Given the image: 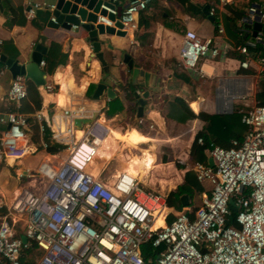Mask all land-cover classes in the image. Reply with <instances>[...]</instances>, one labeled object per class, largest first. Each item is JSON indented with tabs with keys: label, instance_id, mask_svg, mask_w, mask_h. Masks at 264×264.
Listing matches in <instances>:
<instances>
[{
	"label": "built area",
	"instance_id": "2783aa9c",
	"mask_svg": "<svg viewBox=\"0 0 264 264\" xmlns=\"http://www.w3.org/2000/svg\"><path fill=\"white\" fill-rule=\"evenodd\" d=\"M151 1L126 0L118 17L116 0L104 1L108 4H101L99 9L105 14L96 15L95 23L112 27L117 21L125 33L134 31L138 14ZM208 1L207 15L215 19L216 33L222 35L216 9L227 0ZM31 7L54 9V5L44 3ZM108 15L114 20L110 21ZM257 18L264 22V14L252 5L239 21L252 26ZM50 20L54 22L52 17ZM262 41L256 33L251 43L232 48L241 55L238 67L246 70L254 63L260 79H264V54L248 48ZM224 53L217 48L214 37L199 38L187 30L177 51L178 66L195 71L200 58H222ZM38 66L44 68V62ZM6 70L0 66V77ZM233 86L232 99L243 98L252 90L247 79L235 81ZM41 89L48 94L55 91L46 78ZM6 97L13 103L26 97L22 75L11 79ZM239 112L246 126L240 141L230 140L228 148L209 143L205 152L212 166L183 163L184 170L193 172L198 183L210 185V192L197 208L175 212L170 223H165L168 208L163 194L146 189L125 172L110 182L108 177H100L103 169L97 175L89 170L96 147L107 134L103 121L82 109L62 108L59 115L49 119L34 112L39 135L47 129L50 143L66 146L67 150L56 164L41 161L34 171H19L17 178H32L35 174L47 181L34 192L18 189L9 203L0 192V264H21L22 258L32 264H264V105L255 104ZM85 118L91 121L74 127L75 119ZM135 120L142 122L140 118ZM0 123L7 127L0 135L1 170L2 166L15 167L24 155L35 154L37 147L26 133V116L7 112L0 115ZM196 142L203 144L199 138ZM39 145L42 151L47 148L42 140ZM229 199L236 209L235 227L226 225L231 212ZM158 217L162 225L154 227ZM145 244L157 251L153 259L146 261L140 251Z\"/></svg>",
	"mask_w": 264,
	"mask_h": 264
},
{
	"label": "crops",
	"instance_id": "0c3cea01",
	"mask_svg": "<svg viewBox=\"0 0 264 264\" xmlns=\"http://www.w3.org/2000/svg\"><path fill=\"white\" fill-rule=\"evenodd\" d=\"M55 1L0 0V54L6 59L23 62L26 61L33 46L39 42L40 37L44 38L45 47L49 42L60 45L61 52L66 54V62L64 66L55 67L51 75H46V80L55 87L53 93L48 94L43 92L42 89L36 88L41 99V107L38 111L46 119L53 115H59L62 108L69 111L78 109L87 111L90 116L92 115L103 121L104 126L111 131L114 143L107 151L110 153H116L117 139H123L129 145L126 139L129 133V140L132 142L131 147L137 146L138 148V145L142 144L145 146L138 149L143 157L150 156L149 172L152 168L155 169L156 166H167L171 161L170 159L173 161L182 153H185L187 162L191 163L188 157L190 146L195 134L202 131L204 127V123L198 119L179 123L166 118L164 115L165 107L174 98L182 100L195 115L198 112H204L219 116L229 114L232 109V105L228 110L225 109L227 100L230 99L231 101L235 95V87L230 82H240L247 79L250 80L252 86L255 85L258 88L260 78L257 75L256 65L250 63L246 70L238 67L241 55L232 49L236 45H234L233 37L229 36L224 30L222 18L223 15L228 16L229 14L226 7L245 12L248 7L253 5L264 14V0H227L224 5H218L216 14L223 26L222 35H217L213 21L210 20L207 13L203 12L205 6H210L208 0H152L146 9L138 14L136 30L127 32L124 37H116L115 35L98 37L99 40L106 43V45L101 46V51L107 71H103L102 67L92 58L86 33L82 29L79 27L75 30H65L60 27L56 29L48 28L47 23L52 17L51 11L45 9L32 10L31 7L33 4L42 3L54 5ZM125 2L126 0H116L118 7H123ZM29 10H32L31 15ZM11 19L13 24L9 23ZM233 24L235 27L241 25L239 20H235ZM261 24L264 25V22ZM187 30L194 32L199 38L214 37L217 48L225 52L224 57L212 59L206 56L199 59L195 71L181 69L178 66L177 51L182 36ZM257 34L264 38L263 31H259ZM252 41L253 37L250 35L246 43ZM108 45L110 46L109 49L107 48ZM123 55H127L134 64L138 65L140 70L149 74L147 88L143 86L142 78H136L134 88L137 96L129 90L131 86L130 73L127 71L126 66L122 64ZM85 60L86 62H84ZM198 69H200L201 74H199ZM107 77L110 82L106 81ZM11 79L7 70L0 77V115L18 109L19 106V102H9L6 97ZM98 79L107 83V87L115 94L114 99L121 101L123 106L122 112L114 114L108 119L103 116L102 111L107 103L112 100H108L104 94L98 99L92 97ZM224 79H229V82L227 81L224 90H220L219 85ZM26 84L34 87L28 81H26ZM144 91H147L148 96L145 99L140 118L142 120L140 124L142 133L136 127V110L134 114H131V112L127 114L126 112L129 107L130 96L128 99H124V97L126 93L127 95L132 94L135 97L134 99L137 100ZM180 92L191 94L195 100L188 103L180 96ZM60 96L63 100L61 105L58 103ZM233 107L239 110L243 109L240 105H233ZM118 121H124L123 125L118 127ZM108 123H110V126ZM115 127L118 130H115ZM6 128L5 124L0 123V135ZM133 130L141 135V142L139 139H130V132ZM244 132L240 131V134L236 133V135L229 137L226 143L230 139H236L239 136L242 138ZM148 133L152 135V138L148 136ZM29 141L36 146L32 139ZM40 141H38L39 144ZM212 142H207V145ZM212 144L223 147L214 142ZM161 151H166L169 154L159 157ZM58 152L59 149L53 155H49L44 151L37 152L28 158L32 163H28V159L22 158L18 161L20 163L18 169L15 168L16 166L10 169L19 172L22 169L37 166L41 161L49 162L51 158L56 160L60 155L57 154ZM105 152L101 149V143H98L94 161L100 163L99 165L103 171L107 166V161H102ZM204 154L206 155L205 149ZM117 156L119 160L116 170H125L136 176L125 166L123 154L118 153ZM135 157L139 159V153ZM206 158L209 159L207 155ZM115 160L112 159L110 162L115 165ZM96 162L91 166L92 169H89L95 175L99 174V172H96L97 169H93ZM170 166V177L173 179L174 185L165 192L158 193L166 195L177 185L185 182L193 191L191 200L193 206H195V202L200 203L202 197L209 194L210 185L207 182L198 183L193 172L184 170L179 165ZM135 167L138 169L136 165ZM101 175L100 177H104V175ZM109 178L110 176L107 180ZM138 178L142 181L140 183L143 184L142 178L139 176ZM165 178H159L157 182L162 184L166 182ZM145 184L147 188H151V180L148 177ZM167 213L175 214L171 209ZM157 225H162L161 220L157 222Z\"/></svg>",
	"mask_w": 264,
	"mask_h": 264
},
{
	"label": "trees",
	"instance_id": "16d2710c",
	"mask_svg": "<svg viewBox=\"0 0 264 264\" xmlns=\"http://www.w3.org/2000/svg\"><path fill=\"white\" fill-rule=\"evenodd\" d=\"M253 1V0H250ZM228 10V16L223 15L222 18V24L224 26V30L226 33H228L229 36L233 37L234 45H242L246 42V40L251 35V26L247 24L240 25L239 27L234 26V21L239 20L243 15L244 11L242 10H235L231 9V7H226ZM213 25L215 27V19L213 18ZM10 24H13V20L11 19ZM228 24V26H227ZM222 26V27H223ZM264 36V34H263ZM264 38H262L263 40ZM249 50H256L261 51L264 54V41L255 43L253 48H248ZM241 59V57H240ZM66 62V54L61 52L60 45L54 42H49L46 44V52L44 55V72L46 75H51L52 71L57 66H64ZM2 64L0 63V66ZM10 86V85H9ZM130 96V102L128 110L126 111L131 112V114L135 113L136 110V100L135 97L132 96V94L125 95L124 99H128ZM254 100H256V105H264V79L262 82H260V87H258L256 95L254 97ZM18 109L10 110L9 112L19 113L24 116H26V133L29 136L30 139H32L37 149L41 150V147L38 143L39 140H42L47 143V148L44 150L45 153L49 155L55 154L59 146L55 144L50 143L49 138V131L47 129L44 130L42 135H39L38 133V125L33 119L32 115L34 112L40 110L41 107V99L38 95V92L36 88L30 87L26 84V97L19 101ZM123 111V106L121 101L118 99H113L112 101H109L107 105L104 107L102 113L105 118H110L114 114H117L119 112ZM165 117L174 120L179 123L187 122L189 120L198 119L199 121H202L204 123V127L202 131L195 134V137L193 138L192 144L190 146V151L188 154L189 160L191 162H199L203 165H206V155L204 154V149L207 146V142L213 141L215 144H218L220 146H223L222 148H228L230 146V140H241V137L239 136L236 139H230L227 143L226 140H228L229 137L240 134V131L244 132L246 130V126L243 125L240 121L241 119V113L239 112V109L236 107H232L231 112L229 114L225 115H209L204 112H198L197 115L193 114L191 110L186 106V104L178 99L174 98L172 102H170L165 107ZM136 127L138 130L142 132L141 125L136 122ZM143 133V132H142ZM80 134L77 133V136ZM137 139L141 142V135L137 132ZM201 139L202 145L197 144V139ZM127 142L129 145H132V142L129 140V133L126 136ZM212 142V143H213ZM107 144V143H106ZM105 144V147H106ZM107 148V147H106ZM106 150L105 155L102 159V161H110L111 159L119 160L117 154L121 153V146L118 141L117 147H116V153H110ZM206 153V152H205ZM140 158L137 159L135 156L131 157L130 159H126L124 156V163L125 166L131 170L134 174H138L140 178L146 182V179L148 177L149 168L151 165L150 156L146 155L143 157V155L139 151ZM135 163V164H134ZM135 165L138 167V169L135 167ZM10 168L7 166H2L0 170V174L2 171H8ZM165 196V203L166 207L171 209L173 212H180L182 211L183 207L180 202L181 196H186L187 198V206L186 208H192L195 209L193 206L191 200L193 198V191L192 189L186 185L185 182H182L181 184L177 185L172 191H169ZM197 208V207H196ZM235 213L230 212L229 215L226 217V225L229 226H236L235 221ZM173 220V215L171 213H168L165 219V223H170ZM141 255L143 259L146 261L147 259L154 258L156 254V250H152L148 244H145L140 249ZM21 264H32L30 260L22 258L20 260Z\"/></svg>",
	"mask_w": 264,
	"mask_h": 264
},
{
	"label": "water",
	"instance_id": "95a60500",
	"mask_svg": "<svg viewBox=\"0 0 264 264\" xmlns=\"http://www.w3.org/2000/svg\"><path fill=\"white\" fill-rule=\"evenodd\" d=\"M101 4L106 5L108 3L102 0H56L54 3V9L51 11V16L54 22L51 20L48 21L47 27L53 29L60 27L65 30H70V26L73 25L82 29L86 33V39L88 41L92 58L102 67L103 71H107L103 53L101 51V46L103 44L106 45V43H104L105 41L99 40L98 37L103 35L124 37L126 33L121 30V25L117 21L114 22L112 27L95 23L96 15L103 16L105 14L102 9H99ZM121 8L122 7L116 8V17L119 16ZM207 10L208 6H205L203 8V12L207 13ZM108 19L113 21L114 17L108 15ZM210 20L212 19L210 18ZM259 31L264 32V25H262L257 18L252 23L251 36L254 38L256 33ZM44 43V38L40 37L39 42L33 46L32 50L28 54L26 61L20 62L19 60L6 59L2 54H0V63L6 67L11 78L16 75H22L24 79L30 82L35 88L41 89L45 83L46 73L38 65L41 61L44 62V55L46 52ZM107 48L109 49L110 46L108 45ZM122 64L126 66L127 71L130 73L131 86L129 90L137 96L134 88L136 78H142L143 86L147 88L149 74L140 70L138 65L134 64L127 55H123ZM106 81L110 82V79L107 77ZM106 84L107 83L102 82L101 79H98L92 97L98 99V97L104 94L108 100H113L115 98V94L109 87H107ZM147 96V91H144L141 93L140 97L137 98V108L135 113L136 118H141ZM90 121V119H75L73 121V125L78 129L81 125H86ZM207 165L212 166L211 159H207ZM186 200V196L180 197V202L183 208L187 206ZM228 207L231 212L235 213L236 209L231 199L228 201Z\"/></svg>",
	"mask_w": 264,
	"mask_h": 264
},
{
	"label": "rangeland",
	"instance_id": "374dc122",
	"mask_svg": "<svg viewBox=\"0 0 264 264\" xmlns=\"http://www.w3.org/2000/svg\"><path fill=\"white\" fill-rule=\"evenodd\" d=\"M84 62H86V60ZM228 80L229 79H224L223 81H221V84L219 85L220 90L225 89L224 87H225V85L227 86V83L229 82ZM262 80L263 79H260V82H262ZM260 82L258 84V87H260ZM230 84L233 85V82L232 83L230 82ZM257 89H258L257 86L255 87V85H253L252 90L250 89V91L248 92L249 95H247V96L244 95L243 98H238V99L236 98L234 100L231 99L232 102L229 103L230 104L229 108H231V105H232V107H233V105H240L243 108L242 110H247V109L251 108L253 105L256 104V100H253V98L256 95ZM240 95H243V94H240ZM240 95H238V96H240ZM229 108L225 107V109H227V110ZM123 122L118 121L117 122L118 127L122 126ZM135 122H136V120H135ZM108 125L110 126V123H108ZM114 129L118 130L116 127ZM148 136H150V138H152V135L150 133H148ZM112 138H113L112 136L109 137V139L106 142L107 148L104 147V149L108 150L111 147V145L114 143ZM117 140L119 141V143H121L120 144L121 152L126 159H130L131 157L136 156V154L139 153L138 148H144L145 147L143 144L138 145V148H137V146L131 147L130 145H127L123 139H117ZM66 148L67 147L63 146V145L59 146V152L57 154H60V155H58L56 160H53V158H51L50 161L53 160L52 162H54L56 164L57 161L61 160L66 154V150H67ZM37 152H42V151L38 149ZM159 153H160L159 157L160 156L162 157V156L169 154L166 151H161ZM29 156H31V155H26V157H24V158L28 159ZM168 157L170 158V156H168ZM170 160L171 161H169V164L167 166H162V167L156 166L155 169L152 168L150 170V172L148 173V175H149L148 179L151 180V188H147V185L145 183H143V184L141 183V185L144 186L146 189H149V190L155 191V192H165L167 189L172 188L174 184L172 181L173 179L170 177V170H169V167H171L170 165H179L184 169L185 165L183 163L187 164L189 162H187L185 153L180 154L179 157L175 158L173 161H172V159H170ZM27 162L32 163V161L29 159L27 160ZM99 164H100L99 162H96V164H95L94 169H97L96 172H100V170L102 169ZM117 165H118L117 160H115V165H113L112 162H108V164L104 168V171H103L101 176L104 175V177H108V176L111 177L112 174L114 173V171L116 170ZM19 167H20V163H18L15 168L18 169ZM35 167L36 166L34 165V166L29 167V168L32 171H34ZM18 173L19 172H16V171L9 169L8 171H2V173L0 174V191L4 195L7 203H9L11 201V198H12L14 191H16L18 189H23V190L25 189L29 192H34L36 188H40L43 184H45L47 182L45 179L37 178V176L35 174H33L32 178L31 177L27 178L24 176L22 178H17L16 175ZM159 178H165L166 182L159 184L157 182V180ZM198 203L197 202L194 203L195 208L199 206ZM188 210H192V208H188Z\"/></svg>",
	"mask_w": 264,
	"mask_h": 264
},
{
	"label": "bare ground",
	"instance_id": "6f19581e",
	"mask_svg": "<svg viewBox=\"0 0 264 264\" xmlns=\"http://www.w3.org/2000/svg\"><path fill=\"white\" fill-rule=\"evenodd\" d=\"M179 94H180V96H181L185 101H187L188 103H192V102L195 100L194 97H193L191 94H186V93H183V92H180ZM62 101H63V100H62V96H60L59 99H58V103L61 105V104H62ZM229 103H230V99H228V102L226 103V107H227V108H229ZM106 129H107V131H106L107 134H106L105 137L99 142V143H101V149L104 150V151H106V149H104L105 144H106L107 140L109 139V137L111 136V131H110L108 128H106ZM130 139H131V140H135V139H137V132H136V131L133 130V131L130 132ZM96 149H97V147H96ZM25 156H26V155H24L22 158H24ZM94 156H95V154H94ZM94 156H93L92 161H91V163H92L91 166L94 165V163L96 162V160L94 161ZM91 166H90V167H91ZM120 172H125V173H128L129 175L133 176L131 173H129V172L125 171V170H115L114 173L112 174V176L109 178V181L112 182ZM134 177H136V180L142 182V181L138 178L137 175L134 176ZM32 186H33V185H32ZM32 190H33V189H32ZM160 220H161L160 217H158V218L154 221V227H157V226H158V225H157V222L160 221Z\"/></svg>",
	"mask_w": 264,
	"mask_h": 264
},
{
	"label": "clouds",
	"instance_id": "9594fccd",
	"mask_svg": "<svg viewBox=\"0 0 264 264\" xmlns=\"http://www.w3.org/2000/svg\"><path fill=\"white\" fill-rule=\"evenodd\" d=\"M186 208V207H185Z\"/></svg>",
	"mask_w": 264,
	"mask_h": 264
}]
</instances>
